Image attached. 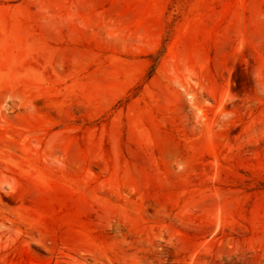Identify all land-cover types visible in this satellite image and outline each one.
I'll return each mask as SVG.
<instances>
[{
	"label": "rangeland",
	"instance_id": "1",
	"mask_svg": "<svg viewBox=\"0 0 264 264\" xmlns=\"http://www.w3.org/2000/svg\"><path fill=\"white\" fill-rule=\"evenodd\" d=\"M0 264H264V0H0Z\"/></svg>",
	"mask_w": 264,
	"mask_h": 264
}]
</instances>
